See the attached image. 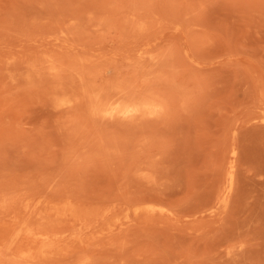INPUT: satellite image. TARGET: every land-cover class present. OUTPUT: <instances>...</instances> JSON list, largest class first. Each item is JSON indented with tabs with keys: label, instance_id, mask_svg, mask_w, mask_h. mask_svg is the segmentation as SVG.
I'll list each match as a JSON object with an SVG mask.
<instances>
[{
	"label": "rangeland",
	"instance_id": "1",
	"mask_svg": "<svg viewBox=\"0 0 264 264\" xmlns=\"http://www.w3.org/2000/svg\"><path fill=\"white\" fill-rule=\"evenodd\" d=\"M0 264H264V0H0Z\"/></svg>",
	"mask_w": 264,
	"mask_h": 264
}]
</instances>
